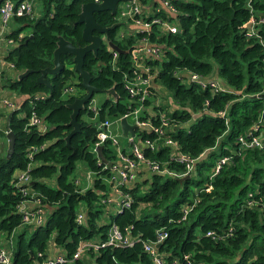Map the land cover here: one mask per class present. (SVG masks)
<instances>
[{
	"label": "trees",
	"instance_id": "1",
	"mask_svg": "<svg viewBox=\"0 0 264 264\" xmlns=\"http://www.w3.org/2000/svg\"><path fill=\"white\" fill-rule=\"evenodd\" d=\"M87 1L40 0L41 14L34 17L31 11L13 16L23 24L4 34L12 41L5 59L13 64L16 75L32 69L8 83L10 89L25 97L5 114L3 134L14 132V151L9 158L6 151L0 154V232L8 237L24 225L16 234L11 264L40 261L51 245L71 255L80 240L107 237L112 223L122 232L128 228L134 242L89 250L94 259L90 264H156L144 249V241L154 240L162 231L166 235L156 250L164 264H186L185 253L190 254L193 264H264V0H169L174 13L150 7L146 18L162 15L178 26V31L171 32L152 25L148 36L161 47L162 54L147 61L157 66L153 78L163 100L159 108L172 122L167 134L196 159L190 175L181 180L156 171L143 175L140 169L137 180L125 187L132 198L131 205L123 208L109 202L111 171L93 146L97 122L114 119L133 105L124 76L131 71L130 49L145 33L121 34L119 23L108 35L120 51L114 54L103 42L96 55L86 53L83 67L91 75L90 82L101 91L112 92L101 102L95 117L84 104L76 118L80 128L68 141L66 136L73 128L68 104L85 93L72 55L62 53V67L46 75L50 87L37 81L39 69L53 65V50L60 35L76 46L85 43L83 24L77 18ZM93 15L103 26L120 22L116 13L107 9ZM251 15L263 20L255 25L256 33L248 35ZM24 26L29 30L21 34ZM175 69L213 76L222 88L201 87L174 74ZM66 87H76L78 93H65ZM220 109H225L227 121ZM33 113L44 128L29 123ZM143 113L149 114L146 110ZM250 131L260 137L262 134V146L241 144L239 136L248 139ZM136 134L138 138L153 137L145 130ZM130 148L129 143L122 145L128 155ZM143 152L174 171L183 169L163 143L155 149L143 148ZM102 153L109 161L115 156L108 142H104ZM222 155L229 159L213 173L217 161L211 158ZM79 161L92 171L88 182L75 181ZM210 167V173L204 175V169ZM26 168L32 197L23 195V183L18 182V173ZM23 199L42 205L40 224L23 221L19 211ZM249 199L254 204L250 205ZM184 206H191L185 216ZM79 210L84 211L82 221L76 219ZM208 230L214 234H207Z\"/></svg>",
	"mask_w": 264,
	"mask_h": 264
},
{
	"label": "built area",
	"instance_id": "2",
	"mask_svg": "<svg viewBox=\"0 0 264 264\" xmlns=\"http://www.w3.org/2000/svg\"><path fill=\"white\" fill-rule=\"evenodd\" d=\"M125 0L124 4L121 7L116 6V16L126 17L131 21L133 28L129 32L141 31L145 34L139 36L130 49V58L132 61L131 71L128 75L124 76V85L131 98V107L126 110L122 115L114 118H104L97 122L98 131L96 133V140L94 141V150L98 145H103L104 142H108L109 145H112L113 151L115 153L114 158L111 160V164L106 166L110 168V199L109 202L115 206L129 207L131 205V194L125 189L126 186L132 184L137 180L138 171L141 169V166L145 167L148 171H156L161 173H166L174 175L177 177H182L184 175H190V172L194 168V163L196 157H191L187 153L183 152L180 149V145L176 139L167 134V131L170 130L172 126L171 119L168 118L163 109L159 108L161 103H158V87L154 83V75L157 72V66L153 63L147 61L148 59L160 58L162 54V49L159 45L152 42L148 34L151 31L152 25H158L159 27H164L171 32L178 31V26L176 23L168 21L162 15H155L151 18H146L149 14L150 5H154L155 10H160L161 8L166 9L168 12L174 13L175 8L169 3V0ZM34 0H1L0 2V38L5 34L7 30L8 21L13 16H21L27 13H30L33 8ZM153 11V9H152ZM117 18V17H116ZM262 18L257 19L254 15L250 16V23L247 29L248 35H253L256 33L255 25L258 24V21H262ZM122 34V32H120ZM7 42L11 43V39L4 38ZM107 44L106 40H104ZM111 48V47H109ZM112 49V48H111ZM114 50V49H113ZM114 54L117 53L116 50L113 51ZM151 57V58H150ZM11 68L13 64L6 61ZM174 74L179 77H185L188 81H194L199 84L201 87H210L212 90H218L222 88L221 83L215 79L213 76L205 75L197 71H188L181 73L179 70L175 69ZM1 76L2 69L0 65V100L12 106V100L2 96V86H1ZM74 88L66 87L64 89L65 93H70ZM42 96V94L40 95ZM153 98L154 101H152ZM153 104L157 106L154 112L148 110V106ZM87 109L92 112L95 117L98 113L99 105H96L94 98H90L86 102ZM15 107V106H13ZM143 110H146L149 114L146 115L143 113ZM221 115L225 116L226 121L227 117L225 115V109H220L218 111ZM132 115L133 121H129L128 117ZM126 117L129 123H135V133L132 135L127 132L128 142L131 145L130 151L131 155H128L122 151V145L119 144V140L111 131V125L117 123L120 126V119ZM151 117H154L153 121ZM29 123L39 124L43 126L40 117L33 113L30 117ZM171 123V124H170ZM170 125V126H169ZM257 124L253 126V129H257ZM121 129V126H120ZM145 130L147 132L153 133V137H137V131ZM122 132V131H121ZM249 138L239 136V140L244 146H262V138L260 135H253V132H249ZM160 143L170 147V156L174 157L175 160L183 164V169L181 171H174L170 169L166 163L162 165L154 159H150L145 156L143 148L155 149ZM175 151V155L171 152ZM97 152V151H96ZM172 157V158H173ZM100 159V158H99ZM229 159L228 155H222L217 160L214 172H217L220 167ZM106 162V161H104ZM86 173L83 178L77 176L75 181L77 183L88 182L92 178V171L86 168ZM29 172L28 169H23L18 173V182L23 183L22 193L23 195L30 194L27 187V182L29 181ZM25 185V186H24ZM32 197L33 194H30ZM248 203L250 205L254 204V200L249 199ZM191 206H184L183 212L184 215L190 209ZM19 211L22 213V219L24 222L29 224H40L44 216V208L41 204L35 200L23 199L19 205ZM84 216V211L79 210L77 213L76 219L82 221ZM125 228V232H122L117 224L112 223L107 231V237L104 239H85L80 240L77 243L75 250L71 255H67L63 252L48 253L42 260L35 261L32 264H76L75 262L78 259H81L83 253L89 250H97L101 247H104L109 244L115 245H131L134 242V237L129 235V229ZM207 234L213 235L212 230H208ZM166 232H158L154 240L144 241V249L150 254L152 259L156 264H164V261L157 253L156 245L159 244L165 237ZM8 236L7 238L11 237ZM11 242V241H10ZM12 247L0 246V264H11L12 262ZM41 255V253H38ZM186 264H193L190 254H183ZM176 263V262H174ZM138 264V263H132Z\"/></svg>",
	"mask_w": 264,
	"mask_h": 264
},
{
	"label": "water",
	"instance_id": "3",
	"mask_svg": "<svg viewBox=\"0 0 264 264\" xmlns=\"http://www.w3.org/2000/svg\"><path fill=\"white\" fill-rule=\"evenodd\" d=\"M120 0H90L84 2L81 5V10L78 14L77 21L83 24L82 26V38L85 41L83 45L76 46L71 43L69 40H66L63 36H59L57 40V45L53 50V65L50 67H44L39 69V74L37 75V81L44 83L47 87H50V80L46 77L48 73L57 72L62 67V62L60 61V55L62 53H70L73 58L74 62V69L78 72L79 76L81 77V84L85 89V93L80 96L76 97L74 101L70 102L68 106L72 109L71 119L69 123L73 125L70 133L66 136L68 141L70 134L74 131L79 130V122L77 121V115L79 111L82 109L84 104L93 96V93L96 91H101L97 86L93 85L90 82L91 75L88 70L83 67V61L86 53L88 51H92L95 55L97 54V50L101 43L106 40L109 47L116 51H120V47L109 40L108 32L109 30L119 24V22L113 23L109 26H103L97 22L95 19L93 12L99 10H110L111 13L116 12V6ZM125 1V0H121ZM1 2V0H0ZM31 36V35H30ZM105 43V42H104ZM32 69H26L22 71L18 78L21 76L31 72ZM105 92H112L111 89L106 90ZM264 96V94H263ZM120 126L123 135H126L127 132L130 134L135 133L136 124L129 123L126 117H122L120 119ZM7 137V148H6V156L9 158L13 151H14V144H15V135L14 132L11 130L6 131ZM103 145H98L96 147L97 156L100 158L101 161H106L107 165L111 164V161L106 160V157L102 153ZM189 175H184L179 177V179H183Z\"/></svg>",
	"mask_w": 264,
	"mask_h": 264
},
{
	"label": "rangeland",
	"instance_id": "4",
	"mask_svg": "<svg viewBox=\"0 0 264 264\" xmlns=\"http://www.w3.org/2000/svg\"><path fill=\"white\" fill-rule=\"evenodd\" d=\"M125 1H119L117 6L118 7H121V5L124 4ZM42 3L40 2V0H34L33 2V8H32V15L34 17L38 16L39 14H41L42 12ZM118 19V21H120L119 23L120 26H119V31L122 32V34H125V33H130L129 31L131 30L132 28V25H131V21L129 19H127L126 17H119V16H116ZM9 27L8 29H11V28H18L20 27L23 23L20 22V21H17L13 18H11L9 20ZM29 30V26H24L21 30L22 33H26L28 32ZM71 94H77L78 93V88L75 87V89L73 91L70 92ZM21 96H24L22 95L21 93H19ZM109 96V93L108 92H105V91H96L93 93V96L92 98H94V101L96 102V105H99L101 104V102ZM25 97V96H24ZM152 99V101H154L153 98H150ZM158 103H162L163 100H162V97L159 95L158 97ZM164 99V98H163ZM153 104H150L148 106V110L149 111H152L154 112L155 108H153ZM6 112H8V110H5ZM5 116V115H4ZM128 120L129 121H133V116L130 115L128 117ZM5 127H6V119H5V125L3 123V120L0 119V154L4 153L6 151V148H7V137L6 135L3 134V132L5 131ZM111 131L116 134L118 140H119V144L120 145H126L128 144V137L127 135H123L122 132H121V129H120V126L119 124L117 123H113L111 125ZM261 137H262V134H261ZM111 147V149H113L114 147L112 145H109ZM218 159V158H217ZM216 158H211V160L215 163L217 161ZM82 170H83V173H82ZM86 166L83 164V162L79 161L77 164H76V168L74 170V174H77V176H80V178H83L84 177V174L86 173ZM211 171V167L209 169H204L203 171V174L205 175V173H210ZM143 174V175H146L147 173H149L148 170H144V171H141L140 174ZM81 205V204H80ZM79 205V206H80ZM105 207L106 206H103V209L105 210ZM114 207L111 205V208H109V210H111L112 212L114 211L113 209ZM149 210V207H147L146 211ZM106 220H108V217H105ZM22 228H24V225H20L18 226L12 233V236L7 238V234L3 231L0 232V246H11V247H14V244H15V237H16V234L17 232H19ZM11 241V242H10ZM94 259L90 256L89 252L85 251L83 253V256L81 258V263L82 264H90L91 261H93ZM79 263V264H81Z\"/></svg>",
	"mask_w": 264,
	"mask_h": 264
},
{
	"label": "crops",
	"instance_id": "5",
	"mask_svg": "<svg viewBox=\"0 0 264 264\" xmlns=\"http://www.w3.org/2000/svg\"><path fill=\"white\" fill-rule=\"evenodd\" d=\"M158 1H156V4L159 3ZM154 5L155 4L150 5V7L152 6L154 9ZM8 27H9V23L7 25V30L5 31V33L10 30V29H8ZM132 28H133V26H132ZM21 34H22V32H21ZM4 38H6L5 35H3L0 38V65H1V69H2V76H1L2 96L6 97L8 99H11L13 102H12V106H10V105L3 103L0 100V119L3 120V123L5 122V118H6V116H4V115L7 113L5 110L9 111L11 108H13V106H15V107L18 106L19 105L18 103L24 99V96H21L17 91L10 89L9 85H8L9 81L14 77H18L21 72L18 73V75H16L17 71L15 69L11 68L10 65L6 62L7 60L5 59V54L7 52V49L12 44L7 42V40H5ZM141 170H147V169L145 167L141 166ZM82 173H83V170H82ZM56 252H59V250L51 245L49 247V253H56Z\"/></svg>",
	"mask_w": 264,
	"mask_h": 264
}]
</instances>
